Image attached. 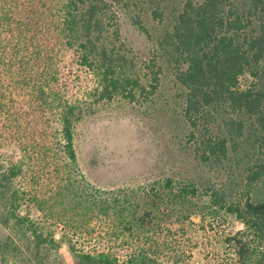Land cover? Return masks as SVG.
Instances as JSON below:
<instances>
[{
    "label": "trees",
    "instance_id": "trees-1",
    "mask_svg": "<svg viewBox=\"0 0 264 264\" xmlns=\"http://www.w3.org/2000/svg\"><path fill=\"white\" fill-rule=\"evenodd\" d=\"M113 102L167 117L193 169L88 184L74 131ZM57 203L86 241L55 239ZM0 227V264L60 241L75 264H264V0H0Z\"/></svg>",
    "mask_w": 264,
    "mask_h": 264
},
{
    "label": "rangeland",
    "instance_id": "rangeland-1",
    "mask_svg": "<svg viewBox=\"0 0 264 264\" xmlns=\"http://www.w3.org/2000/svg\"><path fill=\"white\" fill-rule=\"evenodd\" d=\"M170 90L172 85L167 79L160 88V98L157 100L160 103L157 109L163 114V105L169 98ZM163 114H150L146 118L137 108L113 102L109 106L98 107L92 115L81 121L75 128L72 143L76 166L84 180L99 189L115 190L134 187L154 178L160 170L167 171L169 162L174 158L186 160L183 168L193 169L195 164L192 162L188 165L190 158H185L187 150L170 151L163 123L167 117ZM24 183L25 180L20 178L17 185ZM54 208L52 217L46 214L43 221L54 229L55 239L65 235L86 241L80 218L63 210L59 203ZM193 221L196 223L197 219ZM224 225L227 230L240 228L238 223L229 218ZM4 235L5 231L0 227V238ZM47 258V264H75L74 257L63 241L59 242L58 250L51 252Z\"/></svg>",
    "mask_w": 264,
    "mask_h": 264
}]
</instances>
